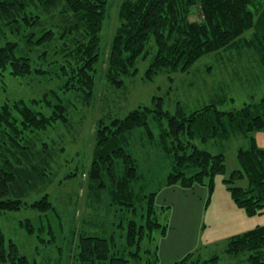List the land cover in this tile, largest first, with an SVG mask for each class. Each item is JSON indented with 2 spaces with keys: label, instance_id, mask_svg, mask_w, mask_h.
Wrapping results in <instances>:
<instances>
[{
  "label": "trees",
  "instance_id": "16d2710c",
  "mask_svg": "<svg viewBox=\"0 0 264 264\" xmlns=\"http://www.w3.org/2000/svg\"><path fill=\"white\" fill-rule=\"evenodd\" d=\"M108 7L109 0H0V83H5L6 76L65 77L64 92H81L89 104ZM117 17L105 63V78L111 87L123 88L125 78L137 75V62L148 57L150 44L156 48L147 71L150 80L164 72L188 71L202 57L234 48L253 51L264 68V0H119ZM248 32L251 35L246 37ZM53 94L48 91L38 99L20 98L0 106V215L27 206L45 214L55 211L48 194L30 205L24 201L51 180L57 151L55 142L45 140L44 134L59 124L70 126L68 106L60 99L54 104ZM153 103L124 118L104 117L96 123L89 187L97 194L108 192L110 206L124 204L135 215L140 208L141 221L120 223L125 231L122 252L116 250L113 236L81 234L75 264H129L127 254L141 259L142 243L153 239L156 231L166 232L167 227L157 219L156 194L135 191L139 173L127 150L135 129L145 128L148 138H153L150 118L161 123L167 118L159 139L172 159L166 185L183 189L207 185L213 190L216 176L227 172L224 154L200 149L195 140L224 141L233 135L264 132V97L231 111L219 109L213 101L192 112L178 103L171 114L163 109V98L154 97ZM36 107L51 109V114ZM237 160L239 168L224 179L232 200L249 216L263 214L264 148L252 137L247 147L238 150ZM49 232L54 240L53 230ZM146 252L149 262L156 263L157 249ZM225 252L240 264H264V226L234 236ZM218 261V257L201 260L189 254L174 264ZM0 264H30L16 244L7 243L1 226Z\"/></svg>",
  "mask_w": 264,
  "mask_h": 264
},
{
  "label": "rangeland",
  "instance_id": "374dc122",
  "mask_svg": "<svg viewBox=\"0 0 264 264\" xmlns=\"http://www.w3.org/2000/svg\"><path fill=\"white\" fill-rule=\"evenodd\" d=\"M118 4L119 0H109L95 71V90L89 104L85 103L81 92H64L65 77L15 79L6 76L5 83H0V106L20 98L38 99L48 91L55 93L52 98L54 104L60 99L68 106L70 126L59 124L44 134L45 140L55 142L57 151L51 180L24 199L30 205L48 194L55 211L45 214L27 206L0 215V226L7 243L16 244L19 253L27 257L30 264H75L76 244L83 233L104 238L113 236L116 250L122 252L125 231L120 223L126 225L132 219L141 221L140 208L135 215L126 211L124 204L110 206L108 192L97 194L89 187V168L99 119L124 118L140 106L153 107L154 97L163 98V109L171 114L176 111L178 103L187 112H192L216 101L219 109L231 111L259 102L264 97V68L258 64L257 55L249 49L235 48L221 54H208L188 71L164 72L150 80L147 71L156 52L150 44L148 57L137 62V75L125 78L126 86L123 88L111 87L105 78V63L119 23ZM250 35L248 32L246 37ZM36 110L51 114V109L46 107H36ZM149 126L153 138H148L145 128L135 129L129 135L127 150L135 158L139 173L135 191L156 194L157 219L167 229L165 233L156 231L153 239L142 243L141 259L127 254L129 264H174L189 254L200 256L201 260L218 257L217 264H240L239 259L226 254L227 245L234 236L264 226V212L249 216L237 208L224 179L239 168L238 150L247 147L252 137L260 148H264V132L233 135L224 141L204 143L195 140L200 149L224 154L227 172L216 176L213 190L207 185L183 189L179 185H166L172 171V159L164 152L159 139L162 129L167 128V118H163L162 123L150 118ZM28 221L33 224L34 231L29 230ZM156 249L158 260L151 263L150 254L146 251Z\"/></svg>",
  "mask_w": 264,
  "mask_h": 264
}]
</instances>
